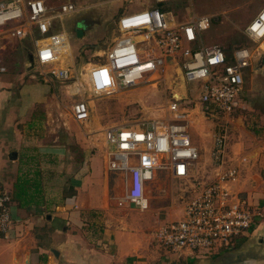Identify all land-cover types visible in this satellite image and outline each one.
Instances as JSON below:
<instances>
[{
    "label": "built area",
    "instance_id": "1",
    "mask_svg": "<svg viewBox=\"0 0 264 264\" xmlns=\"http://www.w3.org/2000/svg\"><path fill=\"white\" fill-rule=\"evenodd\" d=\"M169 1L173 0H154V6L119 15L118 35L105 56L90 63L70 87L71 95L78 97L70 104L69 116L78 123L87 122L91 94L112 95L149 82L167 67L168 59L180 69V82L171 91L166 115L136 125L105 127L102 139L107 171L127 179L119 206L148 209L145 191L160 173L183 184L178 217L165 220L153 234L156 245L182 256L232 247L263 213L238 187L248 159L233 152L226 123L219 120L214 126L204 180L198 179L200 151L190 131L193 112L218 116L246 108L241 98L242 69L251 65L254 51L244 45L230 52L217 45L205 46L200 33L210 27L211 17L193 15L176 22L174 13L164 6ZM81 9L71 1L0 0V42L29 37V52L42 78L69 81L73 74L66 64L70 46L64 29L54 31V20ZM244 34L255 42L264 41V5L246 24ZM6 71L0 59V73ZM186 102L191 103L190 109L181 106ZM11 204L9 191L0 185L2 237L13 226Z\"/></svg>",
    "mask_w": 264,
    "mask_h": 264
},
{
    "label": "rangeland",
    "instance_id": "2",
    "mask_svg": "<svg viewBox=\"0 0 264 264\" xmlns=\"http://www.w3.org/2000/svg\"><path fill=\"white\" fill-rule=\"evenodd\" d=\"M47 1L56 3L60 0ZM65 1H71L82 7L80 11L66 15L61 20H54V31L64 29L67 35L70 55L66 59V64L72 69V78L66 82L50 78L45 84L39 82L36 86L35 82L38 80L44 82V80L37 65L28 67L25 64L26 56L32 48L30 38L21 41L2 40L0 59L7 71L0 73L1 81L4 80V84L0 85V93L10 91L11 94L8 99L0 95L2 100L0 123L13 114L12 107L16 106L17 93L22 87L28 88V91L33 93L44 87L53 88L55 95L46 108L47 116L46 114L42 116L48 120V125L45 127L47 130L45 141L60 145L57 148L59 158L51 162V185H62L64 179L78 173L84 186H91L101 194L102 211L110 212V215H104L105 217L100 214L101 219L98 223L100 226L101 224L105 226V219L109 217L108 225L139 237L138 241L146 245L147 264L174 262L189 264L187 258H190V255L177 256L153 242L156 227L165 220L170 221L178 217L183 184L160 173L146 188V196L150 199L148 209L141 211L133 205L119 206L118 200L124 195L127 179L124 175L107 171L102 139V130L105 127L136 125L166 115L171 91L177 88L180 82L179 69L164 67V70L149 82L112 95L91 94L88 97L91 109L87 122L78 123L69 116L70 104L78 97L71 95L70 87L73 82L81 79V73L90 63L105 56L104 51L118 35L115 23L119 15L142 9L144 6H154L155 2L154 0ZM263 5L264 0H173L164 5L180 22L188 20L193 15L210 16V27L200 33L205 46L217 45L225 52H230L233 48L244 45L254 51L251 65L242 69L244 85L241 98L246 108L235 111L230 120L229 144L231 145L239 141L241 131L249 130L257 137L264 134V52L261 50L264 49V41L255 42L244 34V27ZM77 29L81 30V35L77 34ZM196 45L198 42L194 44ZM31 75H34V78ZM181 106L190 109L191 103L186 102ZM40 109L44 112L42 106ZM198 117L199 114L193 112L191 121ZM3 128L5 134L8 129L6 126ZM213 130L214 121L210 120H206L202 126L191 128L192 140L200 150L197 174L199 180H204L209 172L208 150ZM4 137L14 143L13 135ZM102 189L104 192H101ZM248 201L251 202L250 198ZM111 208H120V211L115 212V209ZM214 251L217 250L211 249L210 253ZM208 253L205 251L199 254Z\"/></svg>",
    "mask_w": 264,
    "mask_h": 264
},
{
    "label": "crops",
    "instance_id": "3",
    "mask_svg": "<svg viewBox=\"0 0 264 264\" xmlns=\"http://www.w3.org/2000/svg\"><path fill=\"white\" fill-rule=\"evenodd\" d=\"M62 1L65 0L59 2ZM39 82L48 81L38 80L36 86ZM1 94L8 99L11 92ZM54 95L50 87L37 93L22 87L17 93L16 106L12 107L13 114L0 123V184L11 195L14 219L7 236H0V264H147L146 245L138 241L139 237L111 227L109 217L105 226L98 224L100 214L103 217L110 212L102 211L101 194L91 186H84L78 173L64 179L62 185H51V162L59 158L60 145L45 141L48 120L42 116H47L46 108ZM233 115L234 112L199 115L191 121L190 131L206 120L214 121V126L221 120L226 123L230 143L229 123ZM4 126L8 129L5 134ZM6 135H13L14 143L6 140ZM229 145L233 152L248 159L238 187L263 215L228 249H216L208 254L188 252L185 257L191 256L187 258L189 264H264V134L257 137L244 130L239 141ZM18 176L22 181L27 179V185H15ZM111 209L120 211V208Z\"/></svg>",
    "mask_w": 264,
    "mask_h": 264
},
{
    "label": "water",
    "instance_id": "4",
    "mask_svg": "<svg viewBox=\"0 0 264 264\" xmlns=\"http://www.w3.org/2000/svg\"><path fill=\"white\" fill-rule=\"evenodd\" d=\"M77 34L80 35L81 34V30L78 29L77 30ZM29 62L30 65L28 67H32L33 66V58H32V54L29 52L26 56V63ZM179 69V68H177ZM179 72H180V69H179ZM180 75H181V72H180ZM173 264H176V262H174Z\"/></svg>",
    "mask_w": 264,
    "mask_h": 264
},
{
    "label": "trees",
    "instance_id": "5",
    "mask_svg": "<svg viewBox=\"0 0 264 264\" xmlns=\"http://www.w3.org/2000/svg\"><path fill=\"white\" fill-rule=\"evenodd\" d=\"M36 169H37V168H36ZM18 181H19V182H18ZM20 181H21V183H20ZM27 182H28L27 179H25V181H22V180H21V177L18 176V177H17V183H16L15 185H27ZM2 187H3V186H2ZM4 188H5V187H4ZM18 196H20V193H19V194L17 193V197H18Z\"/></svg>",
    "mask_w": 264,
    "mask_h": 264
},
{
    "label": "bare ground",
    "instance_id": "6",
    "mask_svg": "<svg viewBox=\"0 0 264 264\" xmlns=\"http://www.w3.org/2000/svg\"><path fill=\"white\" fill-rule=\"evenodd\" d=\"M167 67H174L173 63H171V59H168Z\"/></svg>",
    "mask_w": 264,
    "mask_h": 264
},
{
    "label": "flooded vegetation",
    "instance_id": "7",
    "mask_svg": "<svg viewBox=\"0 0 264 264\" xmlns=\"http://www.w3.org/2000/svg\"><path fill=\"white\" fill-rule=\"evenodd\" d=\"M78 30V29H77Z\"/></svg>",
    "mask_w": 264,
    "mask_h": 264
}]
</instances>
